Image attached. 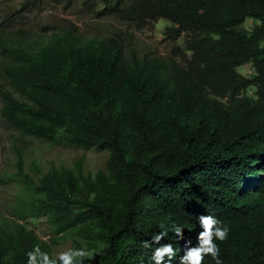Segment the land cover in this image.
Wrapping results in <instances>:
<instances>
[{
    "label": "trees",
    "instance_id": "1",
    "mask_svg": "<svg viewBox=\"0 0 264 264\" xmlns=\"http://www.w3.org/2000/svg\"><path fill=\"white\" fill-rule=\"evenodd\" d=\"M84 4L139 30L165 20L168 40L185 36L188 58L150 64L128 59L112 37L84 40L69 31L32 45L0 41L2 120L22 136L109 152L94 176L77 161L32 177L15 147L17 215L44 217L54 238L76 233L94 264H154L159 245H142L162 231L161 243L177 250L165 264H180L187 242L196 246L203 231L199 217L212 215L230 229L216 241L224 264H264V0ZM247 20L257 24L244 29ZM245 64L248 75L238 72ZM36 245L53 258L24 224L0 229V264H27ZM72 249L83 248L73 241Z\"/></svg>",
    "mask_w": 264,
    "mask_h": 264
},
{
    "label": "rangeland",
    "instance_id": "2",
    "mask_svg": "<svg viewBox=\"0 0 264 264\" xmlns=\"http://www.w3.org/2000/svg\"><path fill=\"white\" fill-rule=\"evenodd\" d=\"M85 1L0 0V41L21 38L32 45L47 40L54 33L69 31L80 35L84 40L112 37L121 42L128 59L134 55L137 59L145 60L150 64L161 65L168 59L183 63L188 58V53L183 55L185 36H181L175 42L168 40L164 35V29L169 24L165 20L154 21L139 30L133 24L117 17L97 16L96 12L87 9ZM100 9L101 5L98 4L96 11ZM256 24L247 20L242 27L251 29ZM3 55L0 48V60ZM238 72L248 75L251 68L245 64L238 68ZM0 84L6 87L3 82L1 61ZM248 94H253V91L250 90ZM1 106L0 99V108ZM15 147L22 150L25 172L32 177H39L52 165L73 168L77 161H82L84 173L94 176L99 169H104L108 150H84L22 136L0 117V229L12 228L14 222L24 224L41 241L50 244L53 258H58L60 253L71 250L73 241L80 242L82 248L90 252L76 233L71 231L54 238L49 232L44 217L17 215L18 208L23 202L20 196L23 187L16 180ZM91 254L89 260L94 264L97 256Z\"/></svg>",
    "mask_w": 264,
    "mask_h": 264
},
{
    "label": "clouds",
    "instance_id": "3",
    "mask_svg": "<svg viewBox=\"0 0 264 264\" xmlns=\"http://www.w3.org/2000/svg\"><path fill=\"white\" fill-rule=\"evenodd\" d=\"M199 224L203 231L198 235V243L192 246L191 241L187 242L183 255L180 257V264H204L205 257H211L214 264H224L221 257L220 246L216 241L224 242L228 239L230 229L221 220L212 215H201ZM163 228V225H161ZM172 231L176 237L184 239V229L176 224ZM168 236L167 231H162L152 236L151 241H144L143 247L150 248L153 245L155 250L151 256L154 264H165V258L170 262L176 255L177 250L172 243L162 244L161 241ZM91 253L84 249H72L59 254L58 258H52L43 251L39 245L27 253V264H83L85 258L91 257Z\"/></svg>",
    "mask_w": 264,
    "mask_h": 264
}]
</instances>
